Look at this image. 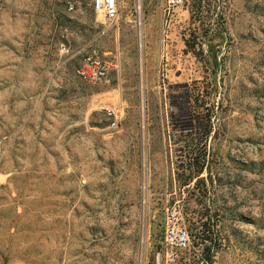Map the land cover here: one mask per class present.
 Returning a JSON list of instances; mask_svg holds the SVG:
<instances>
[{"label":"rangeland","instance_id":"obj_1","mask_svg":"<svg viewBox=\"0 0 264 264\" xmlns=\"http://www.w3.org/2000/svg\"><path fill=\"white\" fill-rule=\"evenodd\" d=\"M183 1L0 0V264H264V0Z\"/></svg>","mask_w":264,"mask_h":264},{"label":"built area","instance_id":"obj_2","mask_svg":"<svg viewBox=\"0 0 264 264\" xmlns=\"http://www.w3.org/2000/svg\"><path fill=\"white\" fill-rule=\"evenodd\" d=\"M183 0H168V11L175 6L182 4ZM93 7L97 13H102L104 17L109 21L110 25H115L119 17V0H93ZM69 9H73L71 5ZM167 19V24H168ZM69 46L67 43L62 42L59 45V51L62 54L69 53ZM97 53L96 49H91L86 60L92 62V57ZM103 73V72H102ZM83 74L91 77L87 71H83ZM110 117L117 118L118 113L122 112L123 104L120 102L119 106H105L104 107ZM116 125V120H114ZM7 146L3 137H0V187H1V164L3 157L6 153ZM178 212L173 209L169 212L165 230L160 241V245L156 248L157 252V264H191L192 255L186 253L190 251L192 246V236L188 229L179 222ZM201 257H198L197 264H209L204 258V252L198 253ZM138 264H146L145 254L141 255Z\"/></svg>","mask_w":264,"mask_h":264},{"label":"trees","instance_id":"obj_3","mask_svg":"<svg viewBox=\"0 0 264 264\" xmlns=\"http://www.w3.org/2000/svg\"><path fill=\"white\" fill-rule=\"evenodd\" d=\"M183 120H187L189 121L190 125L193 124L194 121H197L196 117H188L185 118ZM187 146H191L190 144H188ZM195 154V152H194ZM206 159L204 157H200L199 155L193 156V150H192V155L189 157V160L187 162V168H191L193 170V172L195 173H201L204 169V164H205ZM191 176V175H190ZM204 217V215L202 214L200 220L201 221H197L198 225L196 228H201L202 232H206L207 231V221H202V218ZM208 237H203V239H207ZM208 250H210V248H207ZM208 258L210 259V257L208 256Z\"/></svg>","mask_w":264,"mask_h":264},{"label":"bare ground","instance_id":"obj_4","mask_svg":"<svg viewBox=\"0 0 264 264\" xmlns=\"http://www.w3.org/2000/svg\"><path fill=\"white\" fill-rule=\"evenodd\" d=\"M138 8H139V16L141 18V24H142V16H143V13H142V10H140L142 8V2L141 1L139 2Z\"/></svg>","mask_w":264,"mask_h":264}]
</instances>
